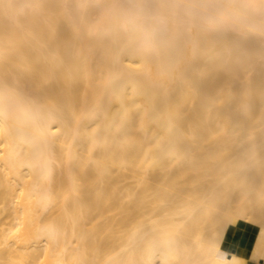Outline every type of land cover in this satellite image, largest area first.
I'll return each instance as SVG.
<instances>
[{
    "label": "bare ground",
    "instance_id": "6f19581e",
    "mask_svg": "<svg viewBox=\"0 0 264 264\" xmlns=\"http://www.w3.org/2000/svg\"><path fill=\"white\" fill-rule=\"evenodd\" d=\"M0 264H264V0H0Z\"/></svg>",
    "mask_w": 264,
    "mask_h": 264
},
{
    "label": "rangeland",
    "instance_id": "374dc122",
    "mask_svg": "<svg viewBox=\"0 0 264 264\" xmlns=\"http://www.w3.org/2000/svg\"><path fill=\"white\" fill-rule=\"evenodd\" d=\"M262 58H259V60H261Z\"/></svg>",
    "mask_w": 264,
    "mask_h": 264
}]
</instances>
